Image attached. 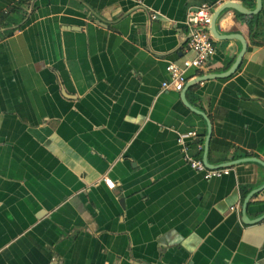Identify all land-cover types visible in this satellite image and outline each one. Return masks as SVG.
Instances as JSON below:
<instances>
[{"label":"crops","instance_id":"1","mask_svg":"<svg viewBox=\"0 0 264 264\" xmlns=\"http://www.w3.org/2000/svg\"><path fill=\"white\" fill-rule=\"evenodd\" d=\"M214 1L0 0V264H264V219L241 220L264 168L191 169L207 122L161 85L168 62L194 55L187 13ZM252 20L250 31L235 10L219 15L220 33L246 40L242 61L185 93L209 119L212 163L264 161V0ZM214 45L189 79L226 70V48L241 47ZM262 212L264 189L247 208Z\"/></svg>","mask_w":264,"mask_h":264},{"label":"built area","instance_id":"2","mask_svg":"<svg viewBox=\"0 0 264 264\" xmlns=\"http://www.w3.org/2000/svg\"><path fill=\"white\" fill-rule=\"evenodd\" d=\"M237 0H215L213 3H201L194 10H190L185 18V26L188 30L187 49L193 52V56L186 58L181 64L168 62L166 72L167 80L162 82V88H171L181 91L185 82L189 79L187 72L193 69L195 72L207 65L210 58L215 54L216 48L214 38L207 27L210 25L213 10L225 2ZM6 12V11H0ZM194 77V76H193ZM195 131H189L183 136H179L178 143L185 150V137L196 138ZM191 169L200 173L204 179L219 178L231 172V167L207 168L200 158L187 157ZM104 181L109 189L114 188V183L108 178Z\"/></svg>","mask_w":264,"mask_h":264},{"label":"water","instance_id":"3","mask_svg":"<svg viewBox=\"0 0 264 264\" xmlns=\"http://www.w3.org/2000/svg\"><path fill=\"white\" fill-rule=\"evenodd\" d=\"M261 7H262V0H255L254 8H247L242 2L237 0V1L225 2L213 10L210 25L207 27V29L210 31L212 37L214 39H219V40H234V39H236L240 42L241 47L238 50V52H236V53H235L234 46L231 45V46H228L226 48L225 52L226 53H227V51L231 52L229 54V56L231 58H233L232 63L230 64V66L226 70H224L222 72L205 73L202 75L195 76L191 79H188L185 82L182 90L180 91V98L183 101V103L189 109L193 110L194 112L199 113L207 122V130H206V135H205V139H204L203 155L201 158L202 162L205 164V166L207 168L232 167L236 164L243 163V162H255L264 168V161L261 160L260 158L256 157V156H245V157H241L238 159H228L226 161L219 162V163L210 162L208 159V146H209V139H210V123L208 121L209 119L202 110H199L198 108L192 106L187 101L186 95H185L188 87L193 85L194 83H197V82H200L203 80H208V79L225 78V77L230 76L231 74H233L236 71V69L238 68V66L240 65V63L242 61L243 55H244L246 48H247L246 40L239 33H220L216 27V20L218 19L219 15L227 9H233L236 12L243 14V15H247V16L256 15L259 13ZM188 38H189V34H188ZM263 189H264V182L262 184H260L259 186L252 188L248 191V193L245 196V198L242 202V205H241V220H242V222H244L246 224H252V223H256V222H259V221L264 219V212H262L256 218H252V219L249 218L248 214H247L248 202H249L250 198L254 194L262 191Z\"/></svg>","mask_w":264,"mask_h":264},{"label":"trees","instance_id":"4","mask_svg":"<svg viewBox=\"0 0 264 264\" xmlns=\"http://www.w3.org/2000/svg\"><path fill=\"white\" fill-rule=\"evenodd\" d=\"M10 11H12V12L23 11V8L12 9ZM8 13H9V10H6V12H0V23L4 20L8 19ZM237 14L246 18V21L248 23L250 31H253L254 24L252 23L253 22L252 19H254V21H256L257 20V14L256 15H250V16L243 15V14H240L238 12H237ZM9 33H11V32H9ZM246 193H247V191L245 189H243V187H242V195L245 196Z\"/></svg>","mask_w":264,"mask_h":264}]
</instances>
